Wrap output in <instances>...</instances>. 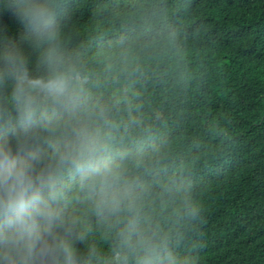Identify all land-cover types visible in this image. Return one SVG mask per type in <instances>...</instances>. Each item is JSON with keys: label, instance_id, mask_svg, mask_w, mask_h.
Returning <instances> with one entry per match:
<instances>
[{"label": "trees", "instance_id": "trees-1", "mask_svg": "<svg viewBox=\"0 0 264 264\" xmlns=\"http://www.w3.org/2000/svg\"><path fill=\"white\" fill-rule=\"evenodd\" d=\"M61 10L93 66L118 38L138 52L140 72L103 80L99 95L117 104L133 150L162 161L144 179L182 254L264 264V0H64ZM26 35L0 0V50L27 49ZM185 196L201 211L177 227Z\"/></svg>", "mask_w": 264, "mask_h": 264}, {"label": "clouds", "instance_id": "clouds-1", "mask_svg": "<svg viewBox=\"0 0 264 264\" xmlns=\"http://www.w3.org/2000/svg\"><path fill=\"white\" fill-rule=\"evenodd\" d=\"M63 3L8 0L27 49L0 50V264H198L145 182L162 161L133 150L99 95L103 80L140 72L137 50L118 38L93 66L71 45ZM200 211L182 197L171 223Z\"/></svg>", "mask_w": 264, "mask_h": 264}]
</instances>
